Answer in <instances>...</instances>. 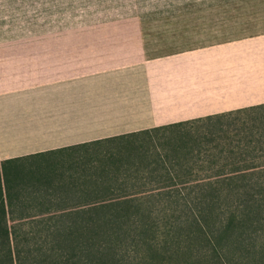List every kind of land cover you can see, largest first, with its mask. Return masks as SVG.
Returning <instances> with one entry per match:
<instances>
[{"label":"crops","instance_id":"1","mask_svg":"<svg viewBox=\"0 0 264 264\" xmlns=\"http://www.w3.org/2000/svg\"><path fill=\"white\" fill-rule=\"evenodd\" d=\"M198 1L154 32L134 17L95 26L70 53L67 2L0 0V163L264 103V0ZM246 55L262 88L249 99L222 62Z\"/></svg>","mask_w":264,"mask_h":264},{"label":"trees","instance_id":"2","mask_svg":"<svg viewBox=\"0 0 264 264\" xmlns=\"http://www.w3.org/2000/svg\"><path fill=\"white\" fill-rule=\"evenodd\" d=\"M203 119L209 138L160 155V187L116 194L106 180L128 176L129 169L102 168L92 173L98 179L82 181L85 201L69 212L44 206L37 216L24 212L28 204H16L23 187L3 188L0 180V264H153L155 258L164 264L176 255H183L181 264H264V103ZM190 121L56 153L128 142ZM155 167L135 172L152 175ZM98 184L91 195L88 188ZM140 193L157 197L133 196Z\"/></svg>","mask_w":264,"mask_h":264},{"label":"rangeland","instance_id":"3","mask_svg":"<svg viewBox=\"0 0 264 264\" xmlns=\"http://www.w3.org/2000/svg\"><path fill=\"white\" fill-rule=\"evenodd\" d=\"M64 1L67 2L69 11L71 53L75 51L76 45L82 48L83 45L92 42L95 26H104L108 24L107 22L116 19L134 17L140 20L145 30L154 32L157 26H160V16L166 18L167 14L173 12L174 6L197 0ZM203 1L211 2L212 0H199L198 2ZM55 3L56 0H54ZM252 61L250 55L239 59L227 57L222 60L229 75L236 70L239 72L243 70L242 77L245 79V84H243L241 92L246 99H249L253 94L261 93L259 90L262 89L259 86L252 85ZM195 74L205 76L208 73L195 72ZM173 75L175 81L173 85L178 87L185 80L183 72H175ZM154 79L153 77V83L155 82ZM161 80L166 82L167 76H160ZM168 83L170 84L169 78ZM200 102L205 105L203 104L205 102L204 98H200V100L192 99L179 104L177 110H192L199 107ZM203 118L205 117L198 118V120L193 119V121L177 127L157 129L150 136L132 139L128 142H105L63 153H51L20 161L3 162L0 163V180L3 188L5 183V185L14 188L16 186L23 187L24 190L15 195L17 196L15 198H19L16 204H28L30 209L24 212L37 216L42 213L44 206H48L51 209L50 211L59 212L65 208V212H69L68 210L85 201L81 192L82 181L98 179L92 173L102 168L109 171L115 170L116 167L121 168V170L129 169L127 172L130 175L128 176L114 177L113 175L110 180H106L111 189H115L116 194H119L120 191L128 192L143 188L160 187V155L170 154L171 149L176 145L196 146L197 142L200 144L209 138L210 134L204 127L206 121ZM152 163L157 167V171L152 175L144 171L135 172L136 169L141 170ZM96 187H102V185L89 187L88 189L92 190L90 191L91 195H93L92 192ZM133 196L136 198L157 197L156 193H140ZM87 198L93 199V196ZM80 211L74 209L70 212ZM157 222L160 223V218L157 219ZM26 228L24 227V229ZM119 252L117 251V255H115L116 259L119 257ZM129 253L133 258L134 253L132 251ZM183 258V255H176L164 264H181ZM153 261V264H160L159 258H155Z\"/></svg>","mask_w":264,"mask_h":264}]
</instances>
